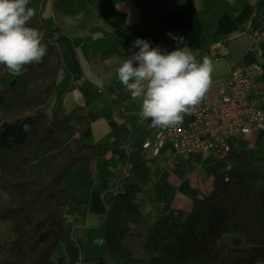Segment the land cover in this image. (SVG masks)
<instances>
[{
	"label": "trees",
	"instance_id": "obj_1",
	"mask_svg": "<svg viewBox=\"0 0 264 264\" xmlns=\"http://www.w3.org/2000/svg\"><path fill=\"white\" fill-rule=\"evenodd\" d=\"M157 34L170 49L177 42L169 33L183 37L167 18L175 9L173 0H162ZM253 0H194L201 22L198 48L225 44L234 35L213 36L223 13L235 19ZM263 1L264 0H255ZM53 14L71 16L75 0H49ZM264 6V4H263ZM35 15L28 26L35 28L47 53L40 64L24 65L20 75L0 66V189L10 201L0 206V222L12 223L14 238L0 244V264H52L55 249L68 238L63 228V208L68 191L62 188L74 167L87 176L91 164L101 156V147L91 145V124L97 114L77 107L67 113L61 103L65 90L57 91L63 66L57 43L65 37L60 28L49 32L42 10L29 2ZM239 25L236 34L242 32ZM122 55L109 49L102 57ZM55 95L50 112L47 104ZM141 145L128 154L129 181L113 196L106 212L105 254L119 264H261L264 263V151L232 149L216 159L209 193L193 196L189 211L161 209L156 222L144 234L142 255L134 258L129 239L140 237L133 229L142 219L140 195L158 173L153 160L142 154ZM43 157L44 170L37 174L32 164ZM242 237L246 243L228 244L223 237Z\"/></svg>",
	"mask_w": 264,
	"mask_h": 264
},
{
	"label": "crops",
	"instance_id": "obj_2",
	"mask_svg": "<svg viewBox=\"0 0 264 264\" xmlns=\"http://www.w3.org/2000/svg\"><path fill=\"white\" fill-rule=\"evenodd\" d=\"M263 4V1H251L235 19L223 13L217 20L213 36H234L225 44H213L216 45L215 54L211 55L212 45L198 48L201 22L194 0H173L175 9L167 13V18L177 29L187 31L186 50H190L198 62L205 57L211 62L212 86L205 96L208 104L218 101L219 85L228 81L232 71L238 67L257 68L250 79L253 84L264 83ZM162 5V0H104L101 3L100 27L95 26L99 19L86 18L91 12L83 7L79 10L74 8L71 16L60 17L58 24L47 25L45 21L49 32L60 28L65 34L57 43L63 64L59 74L63 75L62 79L67 77L68 81L61 98L62 106L67 113L84 107L97 114V119L91 124L89 143L101 147V156L91 164V176L82 170H74V167L66 179L68 181L74 176L73 187L67 190L63 208V228L68 238L53 252L52 264H119L105 254L107 208L114 194L122 191L125 182L129 181L128 175L121 177L125 158L142 142L153 141L155 132L161 128L149 127L151 119L143 120L139 114L141 98H133L114 79L121 61L132 54L129 49L137 38L147 40L151 47L159 46L165 52L177 48L170 49L166 39L157 34ZM239 25L243 29L236 34ZM99 40L101 51L98 53L92 47ZM105 41L106 46H110L106 50L102 49ZM111 48L122 55L103 58V53ZM71 81L80 83L70 87ZM258 106L264 110V101L258 99ZM189 119L190 115H185L182 124ZM239 141H242L241 146L237 143ZM235 149L263 152L264 123L262 128L241 135L235 141ZM142 154L153 160L150 167L158 173L140 195L143 216L133 231L140 232L141 236L128 242L134 258L141 257L142 237L156 222L161 209L168 206L187 212L192 207L195 194L201 197L211 191L216 164L215 155L209 152L176 156L169 147H165L154 159L149 158L146 152L142 151ZM203 166L210 168L204 175L200 173Z\"/></svg>",
	"mask_w": 264,
	"mask_h": 264
},
{
	"label": "clouds",
	"instance_id": "obj_3",
	"mask_svg": "<svg viewBox=\"0 0 264 264\" xmlns=\"http://www.w3.org/2000/svg\"><path fill=\"white\" fill-rule=\"evenodd\" d=\"M34 15L29 0H0V66L10 73L22 74L24 65L40 64L47 53L39 32L28 26ZM168 35L177 42L175 50L165 52L137 38L129 49L132 54L116 69L123 87L141 98L139 114L151 119V128L183 123L212 86L210 60L198 62L186 45L179 46L183 37Z\"/></svg>",
	"mask_w": 264,
	"mask_h": 264
},
{
	"label": "built area",
	"instance_id": "obj_4",
	"mask_svg": "<svg viewBox=\"0 0 264 264\" xmlns=\"http://www.w3.org/2000/svg\"><path fill=\"white\" fill-rule=\"evenodd\" d=\"M215 48L211 46V55ZM256 71L247 67L233 70L230 79L219 85L215 104L204 99L186 124L156 131L153 141L142 142L143 152L154 159L169 147L176 156L209 152L216 159H224L241 135L263 127L264 110L258 106V99L264 101V83L253 84L250 79ZM129 168L126 163L121 177L128 175Z\"/></svg>",
	"mask_w": 264,
	"mask_h": 264
},
{
	"label": "rangeland",
	"instance_id": "obj_5",
	"mask_svg": "<svg viewBox=\"0 0 264 264\" xmlns=\"http://www.w3.org/2000/svg\"><path fill=\"white\" fill-rule=\"evenodd\" d=\"M46 0H29V2H33L35 4H37L39 6V8H41L42 10V18L44 19V24L45 21L46 24H58L60 17L57 14H51V10H50V5L47 3L46 5H43V3ZM49 1V0H47ZM104 0H75V10H79L82 7L89 9L88 11H90L91 13H89L88 15H86V18L89 19H99V21L97 22L98 25L95 26H101V3ZM43 6H45L43 8ZM152 8V7H151ZM69 29V28H68ZM101 40L96 41V43L93 45L92 48H94V51H97L99 53V51H101ZM102 49H108L110 46H106V41L103 42L102 44ZM99 47V48H98ZM107 47V48H106ZM63 75H58V80H57V91H62L64 90L66 84L68 83L67 81V77L62 79ZM87 79H84V81H86ZM115 83H118L119 79L116 75L115 79H114ZM120 82V81H119ZM80 82H76V81H71L70 87L71 85L75 86V85H79ZM123 86V85H122ZM54 98L55 95L49 100L48 104H47V112H50V107H52V104L54 102ZM239 146L242 145V141L237 142ZM212 154V153H209ZM210 159H212L211 157H209ZM46 167V161L43 157H41L39 160L35 161L32 164V169L35 173L39 174L41 173L44 168ZM74 170H81V168L79 166H76V168ZM210 170L209 167H205L203 166L200 170V173H202L203 175ZM76 174V173H75ZM74 177V176H73ZM72 177V178H73ZM72 178H70L68 181L65 180L62 188L64 190H68V189H72L73 187V181ZM10 201L9 196L6 195L1 189H0V206L7 204ZM13 226L12 223L9 221H1L0 222V244L11 241L14 238V234L12 232ZM224 241L228 244H233V243H237L235 242L236 239H238L237 241L239 242V247L240 248H245L246 247V243L244 241V239L242 237L239 236H233V235H226L223 237ZM7 254V250L3 249L0 251V256H3Z\"/></svg>",
	"mask_w": 264,
	"mask_h": 264
}]
</instances>
